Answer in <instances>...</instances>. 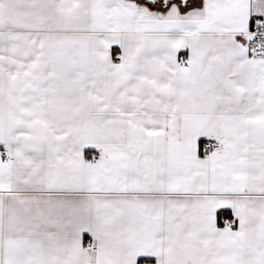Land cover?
<instances>
[{
	"label": "snow or ice",
	"instance_id": "snow-or-ice-1",
	"mask_svg": "<svg viewBox=\"0 0 264 264\" xmlns=\"http://www.w3.org/2000/svg\"><path fill=\"white\" fill-rule=\"evenodd\" d=\"M153 257L264 264V0H0V264Z\"/></svg>",
	"mask_w": 264,
	"mask_h": 264
},
{
	"label": "crops",
	"instance_id": "crops-1",
	"mask_svg": "<svg viewBox=\"0 0 264 264\" xmlns=\"http://www.w3.org/2000/svg\"><path fill=\"white\" fill-rule=\"evenodd\" d=\"M114 47H116V46H114ZM185 55V58L187 57V55H188V53H187V50H181V52L178 54V56H180V55ZM88 155H91L90 153H88L87 151H86V156H88ZM228 213H226V212H220V216L221 217H223V216H225V215H227ZM91 242V237H90V234H88V233H85L84 234V245H85V247L89 244ZM150 260H153V261H155V258L153 257V258H150ZM143 262H146L145 261V259L144 258H141L140 259V264H142Z\"/></svg>",
	"mask_w": 264,
	"mask_h": 264
},
{
	"label": "built area",
	"instance_id": "built-area-1",
	"mask_svg": "<svg viewBox=\"0 0 264 264\" xmlns=\"http://www.w3.org/2000/svg\"><path fill=\"white\" fill-rule=\"evenodd\" d=\"M179 58L184 59L185 55L182 54V55L179 56ZM142 264H146V262H143ZM150 264H155V261L150 260Z\"/></svg>",
	"mask_w": 264,
	"mask_h": 264
}]
</instances>
